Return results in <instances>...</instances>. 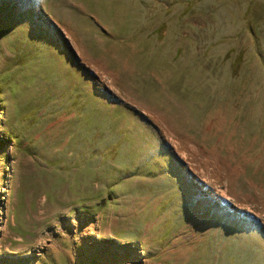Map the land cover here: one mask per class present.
I'll list each match as a JSON object with an SVG mask.
<instances>
[{"label": "rangeland", "instance_id": "1", "mask_svg": "<svg viewBox=\"0 0 264 264\" xmlns=\"http://www.w3.org/2000/svg\"><path fill=\"white\" fill-rule=\"evenodd\" d=\"M225 5L0 0V264H264V0Z\"/></svg>", "mask_w": 264, "mask_h": 264}, {"label": "trees", "instance_id": "2", "mask_svg": "<svg viewBox=\"0 0 264 264\" xmlns=\"http://www.w3.org/2000/svg\"><path fill=\"white\" fill-rule=\"evenodd\" d=\"M194 2L195 1H198V0H193ZM200 1H203V0H200ZM205 2H208L209 4H212V2L214 0H204ZM215 1H218L220 3H222L223 6H226L225 4H227L228 2H231L233 0H215ZM240 3H244L246 5L245 8H242L240 7V12L242 13V18L243 19H246V17L248 16V14L250 13V10H251V5L252 3L254 2V0H238ZM190 4L192 2H189ZM205 6H208V5H205ZM209 9V7L207 8V10ZM206 10V11H207ZM210 13L212 16H216V17H220V18H224V11L223 10H218V9H213V10H210ZM134 23H130V22H127L126 23V26H127V29H131V31H135V24L133 25ZM133 25V26H132ZM226 27V24H222L220 25V28L221 30L224 29ZM160 28L157 29L156 31H153L151 33V35H154V34H159L160 32ZM242 31H245L249 36H250V39H251V42H252V46L254 47V50L252 52L251 55H249V58H256L257 59V64H256V67L254 68V71L252 73V77L253 79H257V86H261L262 88H264V48L260 45V42L262 41L259 37V33L257 32V26H254L253 24V21L252 20H246L245 24H243L241 26V29H240V32ZM138 35H142L141 33H137ZM151 37V36H150ZM132 38L135 42L137 43H140V45H143V47H145V50L144 52L141 53V61L143 62V60H145V58H149L151 59V66H157L160 64V60L158 58L159 56V52L158 50H151V53L148 54L147 50H150V48H153V45L155 43H158L159 42V38H155V40L153 42H150L147 40V38H141V37H137V35H132ZM148 54V55H147ZM143 57V58H142ZM241 62V63H240ZM238 68H240L243 72V77L245 78L247 75H249V71H246V66L242 68V61H238L236 64H235ZM231 68H234V63L233 65L231 66ZM237 68V69H238ZM242 77V75H241ZM171 82V80L169 81Z\"/></svg>", "mask_w": 264, "mask_h": 264}]
</instances>
